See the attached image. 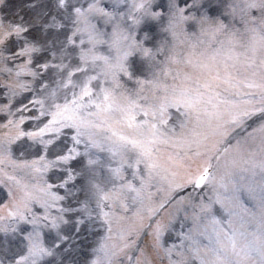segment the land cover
Returning a JSON list of instances; mask_svg holds the SVG:
<instances>
[{
	"label": "snow or ice",
	"instance_id": "obj_1",
	"mask_svg": "<svg viewBox=\"0 0 264 264\" xmlns=\"http://www.w3.org/2000/svg\"><path fill=\"white\" fill-rule=\"evenodd\" d=\"M0 264H264V0H0Z\"/></svg>",
	"mask_w": 264,
	"mask_h": 264
}]
</instances>
